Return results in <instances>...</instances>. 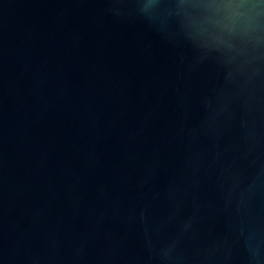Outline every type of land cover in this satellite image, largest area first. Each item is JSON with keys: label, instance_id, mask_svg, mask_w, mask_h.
Segmentation results:
<instances>
[{"label": "water", "instance_id": "1", "mask_svg": "<svg viewBox=\"0 0 264 264\" xmlns=\"http://www.w3.org/2000/svg\"><path fill=\"white\" fill-rule=\"evenodd\" d=\"M0 264H264V0H0Z\"/></svg>", "mask_w": 264, "mask_h": 264}]
</instances>
